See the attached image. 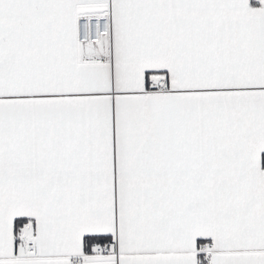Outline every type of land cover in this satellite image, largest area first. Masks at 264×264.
I'll list each match as a JSON object with an SVG mask.
<instances>
[{"label": "snow or ice", "instance_id": "snow-or-ice-1", "mask_svg": "<svg viewBox=\"0 0 264 264\" xmlns=\"http://www.w3.org/2000/svg\"><path fill=\"white\" fill-rule=\"evenodd\" d=\"M0 264H264V0H0Z\"/></svg>", "mask_w": 264, "mask_h": 264}]
</instances>
